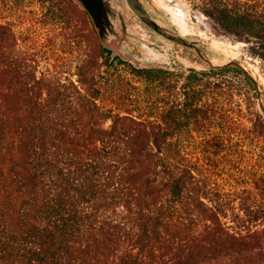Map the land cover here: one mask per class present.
<instances>
[{
  "label": "trees",
  "instance_id": "obj_1",
  "mask_svg": "<svg viewBox=\"0 0 264 264\" xmlns=\"http://www.w3.org/2000/svg\"><path fill=\"white\" fill-rule=\"evenodd\" d=\"M77 1L44 0L79 84L0 53V264H264V92L234 64L135 66ZM191 1L264 66V0Z\"/></svg>",
  "mask_w": 264,
  "mask_h": 264
},
{
  "label": "rangeland",
  "instance_id": "obj_2",
  "mask_svg": "<svg viewBox=\"0 0 264 264\" xmlns=\"http://www.w3.org/2000/svg\"><path fill=\"white\" fill-rule=\"evenodd\" d=\"M146 1L147 9L156 19L171 30H181L192 40L200 42L208 51L209 58L205 60L197 52L179 47L160 34L149 30L137 21L134 13L130 10L121 16L118 26L120 37L111 40L106 45L112 48L115 55L125 60L139 62L142 66L169 65L177 67L180 65L179 63H182L186 68L193 67L197 70L206 69L209 60L216 64L237 61L248 68L264 92V66L259 59L249 53L247 43L240 42L223 33L211 18L205 15L201 9L195 7L191 0L181 1L188 11V18L200 26V30L193 32H185L182 29L180 25V20L183 18L182 13L170 9L167 1L164 2L165 4L158 0ZM77 3L79 2L77 1ZM151 3H155L159 10L154 8ZM79 5L82 7L80 3ZM0 25L4 27L0 47L1 54L25 58L28 65L37 69L39 76L59 75L66 83L73 81L79 84L78 65L81 61V50L77 47V42L74 43L70 36H67V32L61 28V24L49 18L47 3L44 0H0ZM92 27L95 38L100 43L101 40L94 22ZM123 37L140 47L142 53H134L135 48L128 47L125 42L120 41ZM6 69L4 67V70ZM230 75L234 77L233 74ZM127 77L135 86L144 87L133 76L127 75ZM134 94L138 95V91H135ZM239 97L236 98L239 99ZM134 100L136 102L137 98L135 97ZM101 104L110 105V102H101ZM110 125V121L104 123L105 128ZM245 149L249 152V148ZM222 157L218 158L216 162L220 170L229 163L225 155ZM239 162L243 163L244 158H239Z\"/></svg>",
  "mask_w": 264,
  "mask_h": 264
},
{
  "label": "water",
  "instance_id": "obj_3",
  "mask_svg": "<svg viewBox=\"0 0 264 264\" xmlns=\"http://www.w3.org/2000/svg\"><path fill=\"white\" fill-rule=\"evenodd\" d=\"M158 1L165 4L164 2L166 0ZM78 2L92 18L100 40L105 45L109 44L111 40L120 37V34L118 33V26L121 21V16H124L127 10L136 14L142 22L158 34L168 39L187 44L181 35L168 28L164 23L154 18L149 13L146 7V0H78ZM208 62L212 66L221 67L229 64L237 65L254 79L248 68L240 62L229 61L222 64H216L212 60H209ZM254 81L259 88V91H262L258 82L255 79Z\"/></svg>",
  "mask_w": 264,
  "mask_h": 264
},
{
  "label": "flooded vegetation",
  "instance_id": "obj_4",
  "mask_svg": "<svg viewBox=\"0 0 264 264\" xmlns=\"http://www.w3.org/2000/svg\"><path fill=\"white\" fill-rule=\"evenodd\" d=\"M152 6L156 9L159 10V7H157V5L155 3H151ZM148 10V9H147ZM149 11V10H148ZM149 13L151 14V12L149 11ZM152 15V14H151ZM153 16V15H152ZM134 17H136L137 21L141 24H143L146 28H148L149 30L153 31V32H156L154 31L153 29H151L150 27H148L144 22L141 21V19L136 15L134 14ZM154 17V16H153ZM155 18V17H154ZM174 32L178 33L179 35H181V37L183 38V40H185L187 42V44H184V43H180V42H177V41H174V40H171V39H168L166 38L167 40H169L170 42H172L173 44L179 46V47H183V48H186L188 50H192V51H195L198 53V55L203 58V59H208L209 58V53L207 50L204 49V47L201 45L200 42L198 41H195V40H192L190 37L187 36V34H184L182 33L181 30H177V29H174L173 30ZM157 33V32H156ZM162 36V35H161ZM164 37V36H163ZM120 41L122 42H125L127 44L128 47H132V48H135L134 50V53H137V54H140L142 53V49L140 47H137L135 44H133L130 40H126L125 37H123ZM125 60V59H124ZM128 61L129 63L135 65V66H139V67H168L170 69H174V70H179V71H186L190 68H186L184 67V65L182 63H179L180 65H178L177 67L176 66H169V65H157V66H142L139 62H134L132 60H126ZM209 64V63H208ZM193 68V67H191ZM196 69V68H195Z\"/></svg>",
  "mask_w": 264,
  "mask_h": 264
},
{
  "label": "bare ground",
  "instance_id": "obj_5",
  "mask_svg": "<svg viewBox=\"0 0 264 264\" xmlns=\"http://www.w3.org/2000/svg\"><path fill=\"white\" fill-rule=\"evenodd\" d=\"M166 1L169 5L168 7L170 9H175V10H178V12L182 13L183 18H181V20H180V25L185 32H193L195 30L196 31L200 30L199 24L188 18V15H187L188 11L185 8V5L183 4V2L181 0H166ZM206 26H207V24H206ZM209 33H210V30H209ZM227 43H229V42H227Z\"/></svg>",
  "mask_w": 264,
  "mask_h": 264
}]
</instances>
